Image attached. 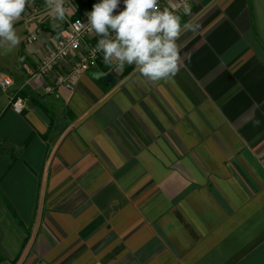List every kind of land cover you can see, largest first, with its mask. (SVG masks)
Listing matches in <instances>:
<instances>
[{
	"label": "crops",
	"instance_id": "obj_1",
	"mask_svg": "<svg viewBox=\"0 0 264 264\" xmlns=\"http://www.w3.org/2000/svg\"><path fill=\"white\" fill-rule=\"evenodd\" d=\"M31 7L0 41V264H264V0L192 1L170 80L74 90L32 78L66 26Z\"/></svg>",
	"mask_w": 264,
	"mask_h": 264
},
{
	"label": "clouds",
	"instance_id": "obj_2",
	"mask_svg": "<svg viewBox=\"0 0 264 264\" xmlns=\"http://www.w3.org/2000/svg\"><path fill=\"white\" fill-rule=\"evenodd\" d=\"M50 12L57 21H64L72 14L65 7V0H46ZM121 0H100L87 13V25L99 37L97 50L103 53L105 65L115 63L118 70L125 64L135 65L142 77L151 82L170 80L180 68V52L176 41L183 28L182 16L191 14L188 0H177L174 9H161L159 0H123L124 8L119 10ZM28 0H0V41L10 47L20 43L14 24L25 11ZM116 13V14H114ZM77 24H83L77 21ZM56 27V25H53ZM106 73L96 72V79Z\"/></svg>",
	"mask_w": 264,
	"mask_h": 264
},
{
	"label": "built area",
	"instance_id": "obj_3",
	"mask_svg": "<svg viewBox=\"0 0 264 264\" xmlns=\"http://www.w3.org/2000/svg\"><path fill=\"white\" fill-rule=\"evenodd\" d=\"M84 10L83 15L75 17L77 13L75 6L70 0L65 1V7L72 9V14L67 15L64 21H57L52 14L51 20L57 24V26H66L64 34H53L51 37V48L46 53L45 57L41 60V63L37 71L33 75V79L40 83H45L50 80L55 86H62L68 90H74L76 83L80 76L89 70L98 67L99 63L103 61V53L98 51L96 46L99 37L87 25V13L92 10V7L88 8V0H79ZM194 0H188V3H192ZM100 2V1H99ZM161 9L168 7L170 10L180 14L182 9H174L168 5V0H159ZM124 4L121 0L120 7L117 11L123 10ZM74 10V11H73ZM37 8L28 11L25 10L26 15L38 13ZM116 14V13H114ZM81 21L83 24H77V21ZM59 24V25H58ZM38 34H31L26 43L33 45L37 39ZM70 63L71 70L63 71L61 74H57L56 71L62 65ZM115 69L116 65L113 63ZM133 65L125 64L124 68L131 67ZM13 85V81L9 78H5L0 82L2 89H7ZM47 92H52V86L46 88ZM26 106V102L22 98L12 99V109L16 113H21Z\"/></svg>",
	"mask_w": 264,
	"mask_h": 264
},
{
	"label": "rangeland",
	"instance_id": "obj_4",
	"mask_svg": "<svg viewBox=\"0 0 264 264\" xmlns=\"http://www.w3.org/2000/svg\"><path fill=\"white\" fill-rule=\"evenodd\" d=\"M34 1V0H33ZM75 1H77L78 2V4H79V7L80 8H82V6H81V3H80V1L79 0H75ZM91 0H88V3H87V7L88 8H90V7H92V6H89V2H90ZM100 1V0H99ZM70 2H72L71 0H70ZM81 12H82V15H83V12H84V10L82 9L81 10ZM45 13V12H44ZM44 13H42V14H44ZM33 14V13H32ZM31 15V14H30ZM41 15V14H40ZM82 15H77V13L74 15V18L75 17H80V16H82Z\"/></svg>",
	"mask_w": 264,
	"mask_h": 264
},
{
	"label": "trees",
	"instance_id": "obj_5",
	"mask_svg": "<svg viewBox=\"0 0 264 264\" xmlns=\"http://www.w3.org/2000/svg\"><path fill=\"white\" fill-rule=\"evenodd\" d=\"M28 1H33V0H28ZM35 1V0H34ZM37 2H39V0H37ZM99 2V0H91L90 2H89V6H92L94 3H98Z\"/></svg>",
	"mask_w": 264,
	"mask_h": 264
}]
</instances>
